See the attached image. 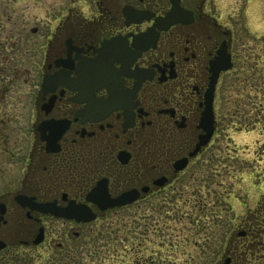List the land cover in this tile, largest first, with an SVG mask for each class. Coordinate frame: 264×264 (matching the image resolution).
Wrapping results in <instances>:
<instances>
[{"label": "flooded vegetation", "instance_id": "flooded-vegetation-1", "mask_svg": "<svg viewBox=\"0 0 264 264\" xmlns=\"http://www.w3.org/2000/svg\"><path fill=\"white\" fill-rule=\"evenodd\" d=\"M93 8L58 22L28 58L34 65L0 67V264H15L16 250L38 237L64 252L58 241L75 242L84 226L176 192L219 137L217 97L234 65L236 23L215 16L208 0H94ZM21 81L28 89H17ZM248 126L237 132L255 133ZM255 204L230 232L223 264H238L232 251L264 257V195ZM82 206L94 220L55 216Z\"/></svg>", "mask_w": 264, "mask_h": 264}, {"label": "rangeland", "instance_id": "rangeland-1", "mask_svg": "<svg viewBox=\"0 0 264 264\" xmlns=\"http://www.w3.org/2000/svg\"><path fill=\"white\" fill-rule=\"evenodd\" d=\"M208 1L215 16L239 29L233 68L219 88L220 132L207 151L208 161L191 183L185 184L184 176L177 181L176 192L167 191L139 208L109 213L84 226L75 242L58 241L64 252L55 250L57 241L50 247L46 241L17 249L15 264L224 263L223 249L238 218L248 217L247 211H254L264 195V154L259 155L264 149V0ZM93 2L0 0V67L13 62L17 69L28 68L29 61H35L28 58L40 48L42 52L54 26L70 15L76 22L75 13L88 17ZM28 84L21 81L16 87L28 89ZM253 125V134L237 132L240 126ZM249 252L232 251L233 263L264 264V257L252 259Z\"/></svg>", "mask_w": 264, "mask_h": 264}, {"label": "water", "instance_id": "water-1", "mask_svg": "<svg viewBox=\"0 0 264 264\" xmlns=\"http://www.w3.org/2000/svg\"><path fill=\"white\" fill-rule=\"evenodd\" d=\"M230 68V64L226 65L224 67L225 70ZM126 199V197L124 196L121 199L112 201L109 203V207H114V206H118L120 204H124V200ZM107 207H100L101 210H105ZM55 216L58 217H65L68 219H76V221L78 222H90L92 220H94L95 216L92 214V212L87 208V207H80L75 209L71 214L67 215V214H62V213H55ZM42 241V237H38V239L35 240L34 244L37 245L39 243H41Z\"/></svg>", "mask_w": 264, "mask_h": 264}]
</instances>
